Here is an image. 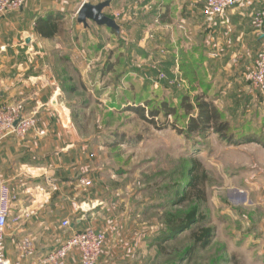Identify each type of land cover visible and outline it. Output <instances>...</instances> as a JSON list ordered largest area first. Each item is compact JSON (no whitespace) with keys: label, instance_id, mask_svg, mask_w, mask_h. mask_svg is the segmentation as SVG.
Listing matches in <instances>:
<instances>
[{"label":"rangeland","instance_id":"1","mask_svg":"<svg viewBox=\"0 0 264 264\" xmlns=\"http://www.w3.org/2000/svg\"><path fill=\"white\" fill-rule=\"evenodd\" d=\"M80 3L29 0L22 13L3 17L1 23L8 57L13 38L22 35L19 30L36 37L38 20L47 17L59 26L57 35L39 43L33 53L37 67L48 70V80L62 86L61 108L72 117L67 125L86 148L79 180L86 177L91 183H79L78 190L89 193L95 176L107 196H113L117 214H148L149 223L160 230L166 228L169 214L183 216L197 208L205 217L201 225L213 227L216 235L209 247L181 264H264L263 246L257 248L258 238L264 239L259 236V228L264 231V93L252 85L250 70L243 85L251 89L236 91L234 71L218 75L203 69L202 60L186 54L177 60L159 51L154 0L148 2V31L141 46L138 35H130L126 26L125 33L110 42L96 33L94 22L89 21L93 30L84 32L76 17ZM49 5L59 11L49 13ZM184 94L205 95L221 111V120L229 121L230 130L224 136L208 131L188 137L169 126L157 128L128 110L140 107L150 116V110L167 103L177 113L165 119L163 111L156 122L175 121L184 129L190 116L183 108ZM121 135L127 142L120 141ZM193 160L206 170V199L194 196L176 203V194L184 196L189 189ZM188 235L185 231L170 242L169 254L157 249L154 264L178 263L192 243Z\"/></svg>","mask_w":264,"mask_h":264},{"label":"crops","instance_id":"2","mask_svg":"<svg viewBox=\"0 0 264 264\" xmlns=\"http://www.w3.org/2000/svg\"><path fill=\"white\" fill-rule=\"evenodd\" d=\"M154 1L159 18L155 33L161 44L159 51L171 53L165 55L177 60L185 54L193 61L202 60L203 69L218 75L234 71V90L251 89L243 81H248L247 72L255 64L261 44L254 23V14L261 8L260 0H247L230 9L225 17L213 20L203 14L206 0ZM148 2L151 0H112L105 9L121 26V33H125L126 26L130 35H138L140 46L147 37ZM25 9L26 5L17 14ZM55 9L46 6L49 13L59 11ZM3 22L0 19V104L22 101L38 118L36 128L24 137L11 134L0 141V178L16 196L12 218L19 217L6 230L9 258L13 262L17 259L18 244L24 237H29L43 254L70 235L94 228L104 232L108 239L106 254L98 264H154L158 249L154 239L160 228L149 223L148 214H117L113 196H107L108 190L99 185L103 182L94 175L89 193L78 190L86 148L78 140L77 131L67 125L69 121L72 123V117L61 108L62 86L48 80V70L37 67L33 53L39 43L54 37H43L34 30L35 37L27 30H19L22 35L13 38L8 57ZM96 27V33H101L108 42L121 35L105 26ZM89 29L93 30L91 24L87 28L83 25L84 32ZM27 37L32 38L30 45L26 43ZM53 100L58 104L53 105ZM64 106L67 110V105ZM71 218L75 222H71L70 228L64 227L62 222ZM259 231V236H264L263 228ZM258 239L257 248L264 249L263 237ZM66 264H81L78 250L69 255Z\"/></svg>","mask_w":264,"mask_h":264},{"label":"built area","instance_id":"3","mask_svg":"<svg viewBox=\"0 0 264 264\" xmlns=\"http://www.w3.org/2000/svg\"><path fill=\"white\" fill-rule=\"evenodd\" d=\"M29 0H0V19L20 11ZM103 2L104 0H84L85 2ZM247 0H206L203 14L209 19L223 18L228 11ZM261 8L254 14L255 27L261 35L258 58L250 69L249 76L252 85L264 93V0H260ZM159 22V18H156ZM174 82V79L171 80ZM18 121L15 126V122ZM38 123L36 113L29 112L25 104L20 102L0 104V141L13 134L24 137L35 129ZM81 186L87 187L91 180L83 177L79 180ZM16 199L9 184L0 178V264H66L69 255L78 250L81 264H98L106 254L107 235L94 228L70 235L66 240L40 253L29 237H24L18 244V256L13 262L6 251V229L11 221L18 222L19 217L12 218L13 203ZM64 227H71V221L65 219Z\"/></svg>","mask_w":264,"mask_h":264},{"label":"trees","instance_id":"4","mask_svg":"<svg viewBox=\"0 0 264 264\" xmlns=\"http://www.w3.org/2000/svg\"><path fill=\"white\" fill-rule=\"evenodd\" d=\"M35 30L43 37L53 38L59 32V26L51 19V17L40 18ZM75 90L76 88L74 87L71 89V91ZM205 99V95H196L194 97H191L188 94L182 95L183 108L186 111V114L190 115L187 120L186 127L184 128L185 130L180 129L175 121L169 124L168 120H166V122H161V125H158L159 122H156L155 119L159 117L163 111L165 119H168L169 115L177 113L176 108L170 107L167 103H164L162 108L150 110V116H146L145 110L140 107H130L128 110L138 113L141 118L151 122L157 128L163 129L169 126L181 133H186V136L188 137L195 134L204 135L208 131H213L220 136H224L226 132L230 130L231 124L229 121L221 120V111L211 101ZM194 103H196V107H194ZM195 108L198 110L197 115L192 113ZM227 138L232 141L231 135ZM138 140L141 141L142 138L133 139L135 142ZM120 141L127 142L126 137L121 135ZM193 163L194 165L192 170L189 172V189L184 196H181L179 193L176 194V203L180 202L181 198L190 200L194 196H197L199 200L206 199V194L203 188L207 178L206 170L197 161L193 160ZM204 220V215L199 214L197 208H193L183 216L169 214L165 222L166 228L164 230H160L154 239V241H156V245L158 246V251L169 254L168 246H170V242L176 240V238L185 231H189L188 236L190 237L192 243L188 246L184 255L176 264H181L182 261L189 258L195 251L209 247L216 234L213 227L201 225V222Z\"/></svg>","mask_w":264,"mask_h":264},{"label":"water","instance_id":"5","mask_svg":"<svg viewBox=\"0 0 264 264\" xmlns=\"http://www.w3.org/2000/svg\"><path fill=\"white\" fill-rule=\"evenodd\" d=\"M112 0H106L94 4L92 2H85L81 5L77 12V21L83 24L85 27H89V21L94 22L98 26H105L117 33H121V26L118 24L115 18L107 15L105 9L111 5ZM32 38L27 37L26 43L31 44ZM53 105L58 104L57 100H53ZM18 121L15 122V126Z\"/></svg>","mask_w":264,"mask_h":264}]
</instances>
